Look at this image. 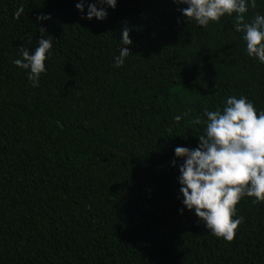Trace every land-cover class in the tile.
<instances>
[{"label": "trees", "instance_id": "1", "mask_svg": "<svg viewBox=\"0 0 264 264\" xmlns=\"http://www.w3.org/2000/svg\"><path fill=\"white\" fill-rule=\"evenodd\" d=\"M77 2L0 0V264H264V202L242 198L234 238H217L178 213L171 164L174 147L197 146L204 109L229 95L264 109V64L235 13L200 27L172 0H117L98 21ZM257 12L264 0L241 23ZM39 27L53 46L33 87L12 60Z\"/></svg>", "mask_w": 264, "mask_h": 264}, {"label": "clouds", "instance_id": "2", "mask_svg": "<svg viewBox=\"0 0 264 264\" xmlns=\"http://www.w3.org/2000/svg\"><path fill=\"white\" fill-rule=\"evenodd\" d=\"M117 0H78L75 8L82 19L104 20L107 9H115ZM176 5H185L178 11L188 22L206 27L209 22H218L222 17L235 13V31L242 32L245 49L249 57L264 64V14L257 12L250 22H244L249 7H256V0H172ZM86 9V11H85ZM24 12L21 4L13 12L19 19ZM50 16H37V22ZM36 39V46L20 49V58L12 63L27 70L26 78L33 87L46 72L45 61L52 55V36L45 38L43 27ZM130 29L125 26L120 32L119 55L113 57V67L125 63L130 50L122 45L132 43ZM182 113L173 117L180 121ZM205 127L198 136L195 148L176 146L171 164L178 169L180 204L177 211L192 212L207 231L217 238L231 241L235 230L243 221L236 215V205L244 197H253L252 204L264 202V109H257L245 95H229L223 107L216 110L204 109ZM200 124L198 114L189 121ZM177 159L182 162L177 164Z\"/></svg>", "mask_w": 264, "mask_h": 264}]
</instances>
